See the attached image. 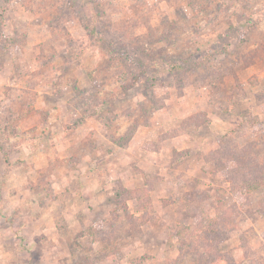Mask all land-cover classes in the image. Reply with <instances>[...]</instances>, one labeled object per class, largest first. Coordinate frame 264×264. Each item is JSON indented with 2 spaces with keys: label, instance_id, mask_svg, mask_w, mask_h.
I'll list each match as a JSON object with an SVG mask.
<instances>
[{
  "label": "rangeland",
  "instance_id": "374dc122",
  "mask_svg": "<svg viewBox=\"0 0 264 264\" xmlns=\"http://www.w3.org/2000/svg\"><path fill=\"white\" fill-rule=\"evenodd\" d=\"M0 264H264V0H0Z\"/></svg>",
  "mask_w": 264,
  "mask_h": 264
},
{
  "label": "trees",
  "instance_id": "16d2710c",
  "mask_svg": "<svg viewBox=\"0 0 264 264\" xmlns=\"http://www.w3.org/2000/svg\"><path fill=\"white\" fill-rule=\"evenodd\" d=\"M171 66H172L173 68H178V66H177L176 63L172 64ZM216 234H217V233H216Z\"/></svg>",
  "mask_w": 264,
  "mask_h": 264
}]
</instances>
